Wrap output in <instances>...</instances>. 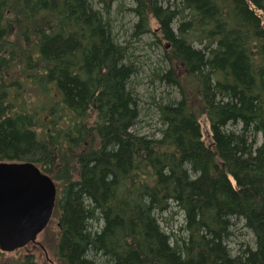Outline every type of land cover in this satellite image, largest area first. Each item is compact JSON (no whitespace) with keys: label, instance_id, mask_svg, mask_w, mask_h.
Here are the masks:
<instances>
[{"label":"trees","instance_id":"16d2710c","mask_svg":"<svg viewBox=\"0 0 264 264\" xmlns=\"http://www.w3.org/2000/svg\"><path fill=\"white\" fill-rule=\"evenodd\" d=\"M130 1L179 95L159 137L132 131L115 0H0V162L55 183L57 264H264V0ZM237 223L253 247L233 254Z\"/></svg>","mask_w":264,"mask_h":264},{"label":"rangeland","instance_id":"374dc122","mask_svg":"<svg viewBox=\"0 0 264 264\" xmlns=\"http://www.w3.org/2000/svg\"><path fill=\"white\" fill-rule=\"evenodd\" d=\"M93 8L99 9L96 0H92ZM132 7L130 0H115L109 14L111 20L112 32L118 42L129 45V51L132 55L130 61L137 68V74L131 80V87L139 101V122L132 128V131L145 136L154 135L159 137V122L157 106L165 104L172 100H177L179 95L175 88L161 83L155 78V74L163 72L166 69L164 62V49L161 45L153 44V37L143 35L139 38H133V26L136 23L134 16L127 11ZM207 135V134H206ZM181 217L173 216L169 220L173 229L181 224ZM57 223L53 222L47 231L37 239L40 244L46 246L45 249L35 250L33 247L24 250L21 249L14 253L5 254L6 257L22 258L24 255H32L36 264H57L55 255V243L57 234ZM49 241V242H48ZM48 244V245H47ZM250 245L253 247L251 234L243 227L242 223H237L232 228V241L229 248L232 253H237L242 246Z\"/></svg>","mask_w":264,"mask_h":264},{"label":"water","instance_id":"95a60500","mask_svg":"<svg viewBox=\"0 0 264 264\" xmlns=\"http://www.w3.org/2000/svg\"><path fill=\"white\" fill-rule=\"evenodd\" d=\"M55 201V183L33 163L0 162V252L35 243L51 220Z\"/></svg>","mask_w":264,"mask_h":264},{"label":"flooded vegetation","instance_id":"af4514ba","mask_svg":"<svg viewBox=\"0 0 264 264\" xmlns=\"http://www.w3.org/2000/svg\"><path fill=\"white\" fill-rule=\"evenodd\" d=\"M36 246H37L36 244H33V245H32V247H34V248H35ZM36 248H37V247H36Z\"/></svg>","mask_w":264,"mask_h":264}]
</instances>
